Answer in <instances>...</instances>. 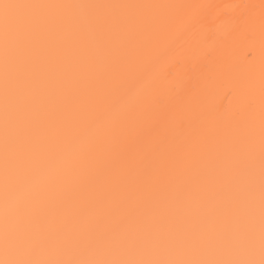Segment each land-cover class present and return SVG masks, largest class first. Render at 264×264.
I'll list each match as a JSON object with an SVG mask.
<instances>
[{"label": "bare ground", "instance_id": "6f19581e", "mask_svg": "<svg viewBox=\"0 0 264 264\" xmlns=\"http://www.w3.org/2000/svg\"><path fill=\"white\" fill-rule=\"evenodd\" d=\"M2 3L128 7L31 10L66 23L44 25L20 45L10 40L7 98L0 26V260L18 254L14 241L4 247L6 111L9 231L28 201L33 237L54 234L37 258L223 257L198 242L220 228L217 177L234 174L237 155L244 160L250 128L258 229L264 0ZM89 18L107 23H70ZM21 148L31 171L18 181ZM232 188L243 191L242 182Z\"/></svg>", "mask_w": 264, "mask_h": 264}, {"label": "snow or ice", "instance_id": "6c2138e0", "mask_svg": "<svg viewBox=\"0 0 264 264\" xmlns=\"http://www.w3.org/2000/svg\"><path fill=\"white\" fill-rule=\"evenodd\" d=\"M72 7H128V6H102V5H37L20 3L0 4V26L3 29L5 67H6V98H7V63L9 55L10 40L18 45L30 40L44 25L62 26L66 23L63 18H42L32 14L31 10L41 8H72ZM73 25L81 24L96 25L98 27L107 23L100 18H89L88 20H72ZM249 109L253 105L249 104ZM8 116H5L6 148H5V230L4 247L7 253L10 243L15 242L18 254L15 258L0 260V264H264V88L261 92L260 101V192H259V222L255 214V167H254V137L251 128L245 144L246 156L243 161L236 156L233 161V172L228 170L222 176L217 177L215 191L212 199L222 201L226 208L220 220V228L210 227L206 236L199 239L201 247H221L225 255L221 258L202 259H64V258H37L36 249L53 241L54 234L33 237L31 228L33 220L24 216L23 209L28 201H21L18 207L17 227L14 234L9 231V215L7 199L10 192L9 183V157L7 149ZM26 159H31L21 148L17 157V179L22 180L31 171L25 166ZM237 181L242 182L243 191L233 190L232 186ZM178 198V197H177ZM123 197L121 198V202ZM67 228V222L62 226ZM86 232L92 228L84 224ZM82 233L77 232L76 238H81ZM101 241L112 244L117 241L105 233L99 234ZM67 240H56V245H66ZM257 250L259 258H256Z\"/></svg>", "mask_w": 264, "mask_h": 264}]
</instances>
